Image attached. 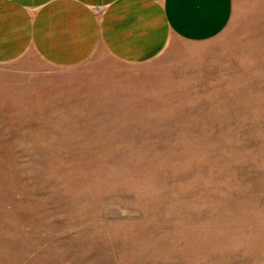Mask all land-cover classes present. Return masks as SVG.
<instances>
[{
	"label": "rangeland",
	"instance_id": "374dc122",
	"mask_svg": "<svg viewBox=\"0 0 264 264\" xmlns=\"http://www.w3.org/2000/svg\"><path fill=\"white\" fill-rule=\"evenodd\" d=\"M0 264H264V0L142 63L0 65Z\"/></svg>",
	"mask_w": 264,
	"mask_h": 264
},
{
	"label": "crops",
	"instance_id": "0c3cea01",
	"mask_svg": "<svg viewBox=\"0 0 264 264\" xmlns=\"http://www.w3.org/2000/svg\"><path fill=\"white\" fill-rule=\"evenodd\" d=\"M234 13L235 0H0V65L34 54L72 68L99 50L142 63L164 54L172 37L217 38Z\"/></svg>",
	"mask_w": 264,
	"mask_h": 264
}]
</instances>
